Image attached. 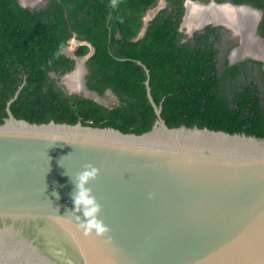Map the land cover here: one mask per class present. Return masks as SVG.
<instances>
[{
  "label": "water",
  "instance_id": "obj_1",
  "mask_svg": "<svg viewBox=\"0 0 264 264\" xmlns=\"http://www.w3.org/2000/svg\"><path fill=\"white\" fill-rule=\"evenodd\" d=\"M159 10L143 18L139 38ZM71 39L64 53L75 67L58 85L108 106L104 96L114 93L89 89L86 75L81 90L64 82L79 60L87 74L94 52L82 42L90 51L76 56ZM137 63L156 115L142 134L16 118L10 106L23 85L8 101L0 123V264H264V137L169 127L150 71Z\"/></svg>",
  "mask_w": 264,
  "mask_h": 264
},
{
  "label": "trees",
  "instance_id": "obj_2",
  "mask_svg": "<svg viewBox=\"0 0 264 264\" xmlns=\"http://www.w3.org/2000/svg\"><path fill=\"white\" fill-rule=\"evenodd\" d=\"M206 1V0H205ZM222 1V0H220ZM263 11L259 34L264 38V0H231ZM158 0H46L40 7H22L18 0H0V123L8 101L22 89L10 109L32 123L92 124L124 133L149 131L156 119L146 92L162 106L169 127L198 126L264 137V71L262 62L247 60L219 66L214 40L217 28L207 27L193 38L179 30L182 0H170L138 37L145 13ZM91 44L87 59L89 89L104 96L111 90L118 104L108 107L58 85L75 60L64 53L68 41ZM186 38V39H185ZM90 47L79 45L78 57ZM259 67L256 84L248 63ZM220 68H223L220 73ZM260 87L262 89H260Z\"/></svg>",
  "mask_w": 264,
  "mask_h": 264
},
{
  "label": "bare ground",
  "instance_id": "obj_3",
  "mask_svg": "<svg viewBox=\"0 0 264 264\" xmlns=\"http://www.w3.org/2000/svg\"><path fill=\"white\" fill-rule=\"evenodd\" d=\"M38 2H40V0H21L23 5L30 6L36 5ZM152 14L153 13H149V17H151ZM257 16H259L257 12L248 8L235 9L228 6H212L205 8L189 1L183 28L188 33H191L193 30L200 28L205 22L225 23L231 27L234 35H239L242 39V47L240 51H235L236 54L233 56V60H235L240 53L256 54L264 59V43L259 42L253 35V26ZM70 42L73 46L76 44L78 45L76 40ZM82 63L83 60L78 63L75 71L67 78L68 85L72 90H81L83 88L81 83L85 70L84 64L82 66Z\"/></svg>",
  "mask_w": 264,
  "mask_h": 264
},
{
  "label": "flooded vegetation",
  "instance_id": "obj_4",
  "mask_svg": "<svg viewBox=\"0 0 264 264\" xmlns=\"http://www.w3.org/2000/svg\"><path fill=\"white\" fill-rule=\"evenodd\" d=\"M163 1H164L163 2V6L159 7L160 10L163 9V8L168 7L169 4H170V0H163ZM189 1H191V3H193V4H197V5H200V6L205 7V8H209V7H212V6H214V7L215 6H219V7L228 6V7H231L229 5V3H232L234 5H243V4L233 3L231 0H222V1H220V0H206V1L205 0H182L183 16H182L181 23L184 21L183 18H184V16L187 13V6H188V2ZM18 2H19V0H18ZM42 5L43 4H41L39 6H36L35 8L40 7ZM246 5H250V4H246ZM250 6H252V5H250ZM243 8H245V7H243ZM248 9H250V10H252L254 12H257L259 14V16H257L256 22H255V24L253 26V35L257 39V36H261L259 34L258 28H259V24H260V22L262 20V17H263V11L261 9H259V8L254 7V6H252V8H248ZM181 23H180V27H181ZM204 24H205V26L203 28H201V27L197 28V29L193 30L191 33H188L185 29L183 31H181V32L186 36V38H193L195 33H203V32H205L207 27L217 28L216 34H219V38L215 40L216 37L212 36L210 39H211V41L214 40V42H215L214 46H215V48L218 51V59H219V66L220 67L223 66V63L226 60L228 61L229 65L238 64V63H241V62H244V61H247V60H253V61L262 62V64H263L262 70L264 71V62L261 61V60L253 59L248 54H243V53L241 54L240 53L241 56L239 55L234 60L235 63H231V61H233V56L236 54L235 51H237V50L240 51V49L242 47V39H241V37L239 35H234L233 34V31H232V29H231V27L229 25H227L225 23H222V22H205ZM179 30H180V28H179ZM82 44H83L82 41H80V43L78 42L77 46L82 45ZM80 61L81 60H79L77 63H79ZM77 66H78V64L76 65V68H77ZM82 66H83V63H82ZM248 66H249V69L252 71V77L250 78V80L254 79L253 81L256 84H258L259 86H262V80L260 78V71H259L258 65L252 64V63L249 62ZM222 70H223V68H220V73L222 72ZM87 74H88V67H87ZM87 74H85V75L87 76ZM86 76H85V79H86ZM56 77L59 79L61 76L60 77L56 76ZM86 85H87V80H86ZM260 89H262V88L260 87ZM105 96L110 97L108 95H105ZM114 97L117 99L115 94H114ZM117 101H118V99H117ZM110 107H112V106H110Z\"/></svg>",
  "mask_w": 264,
  "mask_h": 264
},
{
  "label": "rangeland",
  "instance_id": "obj_5",
  "mask_svg": "<svg viewBox=\"0 0 264 264\" xmlns=\"http://www.w3.org/2000/svg\"><path fill=\"white\" fill-rule=\"evenodd\" d=\"M45 2H46V0H40V2H38L36 5H33V6L36 7V6H39V5H41V4H44ZM162 3H163V0H158L157 5H156L155 7L150 8L151 11L154 10V9H159V7L162 6ZM150 9L148 10V13H147V12L145 13V15H144L143 18L148 17V14H149V12H150ZM72 40H74V39H71V41H72ZM77 47H78L77 44H76L75 46H73V45L71 44V42H70V44H69V46H68V49H69V50L71 49V51L73 50V51L75 52V50H76ZM84 75H85V74H84ZM83 78H84V76L82 77V79H83ZM59 82L61 83V79L59 80ZM64 82L68 83L66 77H64ZM62 85H63V84H62ZM63 86H64V88H65L66 90H68V88H67L66 85H63ZM66 93H67V92H66ZM68 94H69V93H68ZM72 95H78V96H82V97H83V94H78V93H73ZM104 101H105V103H106L108 106H114V105H117V104H118V101H117V99H116L114 96H112V97L104 96Z\"/></svg>",
  "mask_w": 264,
  "mask_h": 264
},
{
  "label": "clouds",
  "instance_id": "obj_6",
  "mask_svg": "<svg viewBox=\"0 0 264 264\" xmlns=\"http://www.w3.org/2000/svg\"><path fill=\"white\" fill-rule=\"evenodd\" d=\"M72 39H74L73 37H72ZM74 40H76V39H74ZM77 41V40H76ZM85 167V169H88V168H93V166L92 165H85L84 166ZM93 172H95V169L93 168ZM86 173H84V174H82V175H85ZM89 203H92V201L91 200H89L88 201ZM99 210V206L97 205L95 208H93L91 211H89V212H86V215H92L93 214V212H96V211H98ZM98 229H99V225H95ZM100 231H104V229H99Z\"/></svg>",
  "mask_w": 264,
  "mask_h": 264
}]
</instances>
